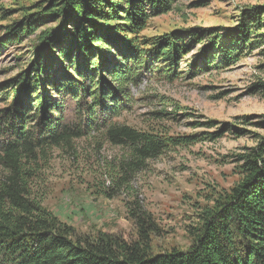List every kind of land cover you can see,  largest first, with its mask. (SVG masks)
I'll return each instance as SVG.
<instances>
[{
    "label": "rangeland",
    "instance_id": "obj_1",
    "mask_svg": "<svg viewBox=\"0 0 264 264\" xmlns=\"http://www.w3.org/2000/svg\"><path fill=\"white\" fill-rule=\"evenodd\" d=\"M50 7L51 0H0V85L26 69L38 40L61 26V18L42 16ZM144 12V28L127 36L132 46L171 38L179 54L166 67L147 57L138 82L109 102L101 126L80 125L70 146L46 149L26 168L32 195L78 233L136 240L128 210L140 207L151 217L158 254L190 246L199 216L242 180L240 158L264 141V0H172L168 10ZM28 20L32 33L9 34ZM63 116L73 123V106ZM111 125L189 141L169 144L124 176L129 152L107 141ZM6 175L0 167V181Z\"/></svg>",
    "mask_w": 264,
    "mask_h": 264
},
{
    "label": "trees",
    "instance_id": "obj_2",
    "mask_svg": "<svg viewBox=\"0 0 264 264\" xmlns=\"http://www.w3.org/2000/svg\"><path fill=\"white\" fill-rule=\"evenodd\" d=\"M171 1L51 0L52 7L42 10L44 18H61V26L38 40L26 69L0 85V99L7 97L0 108V167L7 172L0 181V264H264V141L240 158L242 180L199 216L186 250L153 254L152 220L140 207L128 210L136 240L93 236L59 220L29 190L27 164L46 149L70 146L82 135L80 125L101 126L109 102L138 82L147 57L166 67L179 54L171 38L141 50L127 37L144 28V7L168 10ZM23 25L9 34L34 31L30 20ZM163 72L169 79L175 74L172 68ZM71 106L73 123L63 116ZM106 137L129 152L120 165L124 176L142 170L169 144L189 141L116 125Z\"/></svg>",
    "mask_w": 264,
    "mask_h": 264
},
{
    "label": "crops",
    "instance_id": "obj_3",
    "mask_svg": "<svg viewBox=\"0 0 264 264\" xmlns=\"http://www.w3.org/2000/svg\"><path fill=\"white\" fill-rule=\"evenodd\" d=\"M63 222H66V221H63ZM67 223V222H66ZM67 224H69V225H71L70 223H67ZM72 226V225H71ZM74 227V226H73Z\"/></svg>",
    "mask_w": 264,
    "mask_h": 264
}]
</instances>
